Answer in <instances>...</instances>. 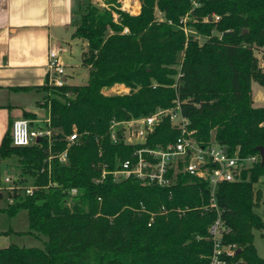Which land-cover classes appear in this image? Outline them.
Listing matches in <instances>:
<instances>
[{
  "label": "trees",
  "instance_id": "obj_1",
  "mask_svg": "<svg viewBox=\"0 0 264 264\" xmlns=\"http://www.w3.org/2000/svg\"><path fill=\"white\" fill-rule=\"evenodd\" d=\"M140 2L139 13L122 8L119 0H104L106 6L81 2V21L72 36L88 40L82 53L87 81L43 86L52 94L44 105L54 143L13 145V121L5 133L0 179L2 159L14 156L19 182L37 188L29 195L14 193L16 201L2 210L10 215L27 210L24 233L43 245L0 247V264H208L214 249L209 227L219 211L223 243L240 249L226 256L228 264H264L253 242L254 230H264V215L258 212L264 199L259 150L264 147V107L255 106L252 96L253 81L264 87L255 53L264 47V0ZM117 82L130 91L103 92ZM175 99L197 139L215 140L231 154L238 150L241 156L258 157L238 180L218 185V208L210 207L209 182L196 176L182 175L168 188L133 177L102 178L103 166L116 170L135 147L110 141L111 120L147 115L172 106ZM34 116L25 112V118ZM75 128L80 138L68 147V161H49L50 152L67 147V135ZM178 134L165 118L146 145H166Z\"/></svg>",
  "mask_w": 264,
  "mask_h": 264
},
{
  "label": "built area",
  "instance_id": "obj_2",
  "mask_svg": "<svg viewBox=\"0 0 264 264\" xmlns=\"http://www.w3.org/2000/svg\"><path fill=\"white\" fill-rule=\"evenodd\" d=\"M102 5L106 6L105 3ZM214 18L219 20L220 16L215 14ZM185 21L186 18H183V22ZM184 29L186 32L190 31L186 26ZM124 31L128 29L125 28ZM255 50L259 52V63L264 70V47ZM61 51V48L49 50L47 84L50 86L59 87L67 84V67L61 58ZM165 118H169L171 124L179 130L176 139L157 147L146 145L148 137ZM50 122L48 119L46 125L33 127L28 118L13 120L12 144L15 146L40 145L41 141L46 139L51 145L54 143V130ZM189 126L190 120L183 114L179 99H175L172 106H159L147 115L112 119L108 129L110 141L113 144L123 142L135 147L130 157L123 160L116 170L111 171L103 166L102 178L108 174H112L116 180L133 177L145 185L168 188L176 184L182 175L196 176L209 182L212 195L210 207L218 208L214 196L218 185L224 181L238 180L242 170L258 161V157L256 155L241 156L238 150L231 154L225 146L215 140L204 142L197 139L196 130ZM79 138L80 134L75 128L67 135V147L60 153L50 152L48 160L58 157L60 161L67 162L68 147L76 143ZM36 188L37 186L32 184H21L18 176L14 178L5 176L0 179V192L3 196V191L7 192L9 203L16 201L14 193L29 195L33 194ZM71 192L76 193L77 189L73 188ZM162 210L166 211L165 207H162ZM224 230L219 211V217L209 227L214 249L208 264H228L226 256H233L237 252L236 244L223 243Z\"/></svg>",
  "mask_w": 264,
  "mask_h": 264
},
{
  "label": "crops",
  "instance_id": "obj_3",
  "mask_svg": "<svg viewBox=\"0 0 264 264\" xmlns=\"http://www.w3.org/2000/svg\"><path fill=\"white\" fill-rule=\"evenodd\" d=\"M83 1L0 0V143L11 122L25 118L26 111L35 114L28 118L33 127L44 126L50 119L44 103L52 94L43 87L47 83L49 50L61 48L63 62L64 53L68 49L72 52V43L66 38L71 35L80 39L72 34L81 21ZM138 5L136 13L141 9V3ZM80 40L83 51H87L88 40ZM81 66L88 77V68ZM66 67L68 79L71 75ZM127 88L126 93L130 91Z\"/></svg>",
  "mask_w": 264,
  "mask_h": 264
},
{
  "label": "rangeland",
  "instance_id": "obj_4",
  "mask_svg": "<svg viewBox=\"0 0 264 264\" xmlns=\"http://www.w3.org/2000/svg\"><path fill=\"white\" fill-rule=\"evenodd\" d=\"M98 4H103L104 0H92ZM121 2L122 8L134 12L133 8L125 6V0H119ZM140 0H132V3ZM103 6V5H102ZM130 8V9H129ZM159 17H162V13L157 12ZM118 15H116L117 17ZM204 37H200L201 42L204 41ZM67 42H71L73 49H70L64 53V62L68 65V71L71 76H68L67 83L72 85L84 84L87 80V71L81 66L82 63V52H83V42L80 39H72L71 35L66 38ZM67 42L64 44L65 46ZM257 56L259 52L255 50ZM260 62V60H259ZM264 71V70H263ZM50 86V85H49ZM127 86L124 83L117 82L111 86H105L103 88L104 92L107 94H122L126 93ZM51 93L50 91H48ZM252 96L254 105L257 107H264V87L257 81L252 83ZM20 173L16 157L3 158L1 162V176L17 177ZM3 198L0 199V231L12 230L11 233L0 234V247L8 246L12 243L18 244L20 246H42L43 242L40 238L33 234L24 233L29 230V219L27 210L21 209L16 215H10L8 212L2 210L9 204V199L7 192L3 191ZM258 212L264 215V199L263 203L258 208ZM253 242L256 247L257 253L264 257V230L260 231L258 229L254 230Z\"/></svg>",
  "mask_w": 264,
  "mask_h": 264
},
{
  "label": "bare ground",
  "instance_id": "obj_5",
  "mask_svg": "<svg viewBox=\"0 0 264 264\" xmlns=\"http://www.w3.org/2000/svg\"><path fill=\"white\" fill-rule=\"evenodd\" d=\"M125 6H127V7H131V8H133L134 10L137 8L138 9V7H139V5H138V3L137 2H133L132 3V0H125ZM130 9V8H129Z\"/></svg>",
  "mask_w": 264,
  "mask_h": 264
},
{
  "label": "water",
  "instance_id": "obj_6",
  "mask_svg": "<svg viewBox=\"0 0 264 264\" xmlns=\"http://www.w3.org/2000/svg\"><path fill=\"white\" fill-rule=\"evenodd\" d=\"M226 150V148H224ZM260 153H261V158H262V162H264V147L260 146L259 147ZM240 249L237 250V252H239Z\"/></svg>",
  "mask_w": 264,
  "mask_h": 264
}]
</instances>
